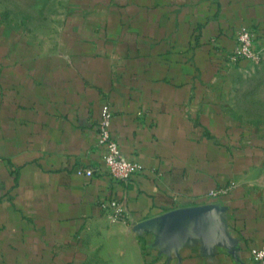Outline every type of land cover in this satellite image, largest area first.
Instances as JSON below:
<instances>
[{
    "label": "crops",
    "instance_id": "0c3cea01",
    "mask_svg": "<svg viewBox=\"0 0 264 264\" xmlns=\"http://www.w3.org/2000/svg\"><path fill=\"white\" fill-rule=\"evenodd\" d=\"M69 1L38 40L0 20V264H253L264 127L239 109L249 64L232 58L243 28L264 49V0ZM104 105L141 165L129 182L97 146ZM192 208L161 235L163 216Z\"/></svg>",
    "mask_w": 264,
    "mask_h": 264
},
{
    "label": "rangeland",
    "instance_id": "374dc122",
    "mask_svg": "<svg viewBox=\"0 0 264 264\" xmlns=\"http://www.w3.org/2000/svg\"><path fill=\"white\" fill-rule=\"evenodd\" d=\"M69 3V0H0V20L11 19V15H14L15 23L35 28V33L31 34L38 40L40 33L50 29L49 24L57 26L56 13ZM241 74L235 83L239 109L245 120L259 126L257 129H263L264 57L258 63L244 66Z\"/></svg>",
    "mask_w": 264,
    "mask_h": 264
},
{
    "label": "built area",
    "instance_id": "2783aa9c",
    "mask_svg": "<svg viewBox=\"0 0 264 264\" xmlns=\"http://www.w3.org/2000/svg\"><path fill=\"white\" fill-rule=\"evenodd\" d=\"M237 46L233 55V62L244 61L247 64L258 63L264 57V49L259 48L256 34L253 30L243 28L236 34ZM113 113L108 105H104L102 117L98 124L97 146L105 152L104 162L110 177L117 181L129 182L140 171L141 165L123 154L118 141L112 133ZM88 177L94 175L93 169L79 172ZM221 191H211V196H218ZM103 208L108 211L115 222L124 219V209L116 200L103 203ZM253 264H264V246L251 250Z\"/></svg>",
    "mask_w": 264,
    "mask_h": 264
},
{
    "label": "water",
    "instance_id": "95a60500",
    "mask_svg": "<svg viewBox=\"0 0 264 264\" xmlns=\"http://www.w3.org/2000/svg\"><path fill=\"white\" fill-rule=\"evenodd\" d=\"M203 209L204 208L181 209L166 214L161 218V235H166L171 239L174 228L181 230L184 221L188 218L197 220V214L203 212Z\"/></svg>",
    "mask_w": 264,
    "mask_h": 264
}]
</instances>
